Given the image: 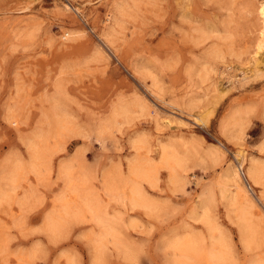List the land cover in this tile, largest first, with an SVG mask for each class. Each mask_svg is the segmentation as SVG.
<instances>
[{"label": "rangeland", "instance_id": "374dc122", "mask_svg": "<svg viewBox=\"0 0 264 264\" xmlns=\"http://www.w3.org/2000/svg\"><path fill=\"white\" fill-rule=\"evenodd\" d=\"M261 2L0 0V264H264Z\"/></svg>", "mask_w": 264, "mask_h": 264}, {"label": "bare ground", "instance_id": "6f19581e", "mask_svg": "<svg viewBox=\"0 0 264 264\" xmlns=\"http://www.w3.org/2000/svg\"><path fill=\"white\" fill-rule=\"evenodd\" d=\"M69 7V6H68ZM258 13L260 14V16L262 17V19H263V29H262V31H261V33H260V36H259V44H258V49H257V51H256V53H255V56H256V63H257V60H260V62H262V63H264V51H262V49L264 48V2H261L259 5H258ZM210 26V25H209ZM207 32H208V30H207ZM206 32V33H207ZM66 34V33H65ZM69 34V33H68ZM257 56H260V57H262V59H260V57H257ZM126 113V112H125ZM200 115V114H199ZM195 119H197L198 121L199 120H201V118L197 115L196 117H194ZM166 119V118H165ZM197 123V122H196ZM186 126V125H185ZM138 142H140V141H138ZM141 143V142H140ZM143 143V142H142ZM164 149H166V148H164ZM167 151V150H166ZM165 151V152H166ZM164 152V151H163ZM168 152V151H167ZM35 155V154H34ZM164 155H165V153H164ZM167 155V154H166ZM167 156H169V155H167ZM166 157V156H165ZM171 157H173V156H171ZM167 158V157H166ZM169 158V157H168ZM179 158V157H178ZM168 160V159H167ZM172 159H170V161H171ZM168 162V161H167ZM178 162V161H177ZM181 162V161H180ZM258 162V161H257ZM239 164L240 165H238V166H235V167H231V171H232V173H230L229 174V176L231 175V176H233V177H231V178H236V180H238V182L235 180V182H237V188H238V190H239V192H243L242 190H244L243 189V187H242V183H244V181H243V178L241 177V175H240V170H241V168L243 167V161H239ZM242 166V167H241ZM135 168V167H134ZM133 168V169H134ZM181 170V169H180ZM135 173H136V168H135V171H134ZM143 176V175H142ZM175 177V176H174ZM175 178H177V177H175ZM229 181H231V180H229ZM246 183L250 186V188L252 187H254L253 186V184L254 185H256V187H258L257 185H259V184H261L262 186H263V184H264V166H260V165H258V164H256V165H252V167L251 168H248V171H247V175H246ZM233 184H235V183H233ZM81 188V187H80ZM255 188V187H254ZM139 193V195L138 196H141L142 195V193H141V191L140 192H138ZM242 194H244V193H242ZM246 194V193H245ZM144 196V195H143ZM246 198H247V196H246ZM137 199V198H136ZM144 199H146L145 197H144ZM245 199V198H244ZM136 202V201H135ZM141 203H144V201H141ZM145 203H147V202H145ZM150 203V202H149ZM149 203H147V205L149 204ZM24 204V203H23ZM151 204V203H150ZM141 205H144V204H141ZM146 205V206H147ZM90 206V205H89ZM145 206V205H144ZM207 215V214H206ZM204 216V215H203ZM97 217H98V215H97ZM206 218V217H205ZM49 222H51L50 220H49ZM98 222H99V224H101L103 227H104V233H103V235H104V237H105V235H107V236H111V237H113L114 239H116V235H115V232H114V229H113V226H112V224H111V222H109V220L107 219L106 220V218H102V217H99L98 218ZM53 227V224H51V228ZM102 238H103V236H102ZM196 242H198V241H196V239H187V238H184V239H178L177 241H176V244H174V246L175 247H177L178 248V250H180L181 251V254H180V258L179 259H177V260H175L174 261V264H189L188 263V257L191 255V253L194 251V250H197V249H195L196 248ZM219 244V243H218ZM200 251V250H199ZM216 252V251H215ZM214 253V252H213ZM212 252H211V254H213ZM215 258V257H214Z\"/></svg>", "mask_w": 264, "mask_h": 264}]
</instances>
